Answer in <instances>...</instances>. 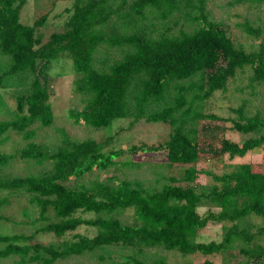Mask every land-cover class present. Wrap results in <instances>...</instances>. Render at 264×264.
Masks as SVG:
<instances>
[{"label":"trees","instance_id":"trees-1","mask_svg":"<svg viewBox=\"0 0 264 264\" xmlns=\"http://www.w3.org/2000/svg\"><path fill=\"white\" fill-rule=\"evenodd\" d=\"M25 1L0 0V52L9 59L8 68L0 74V86L5 75L28 73L32 76L26 90L16 97L13 118L0 121V143L7 140L5 134L9 131L21 133L28 141L19 149L18 157L36 164L49 161L51 168L41 174L0 177V191L28 193L29 203L37 209V220H48L50 210L54 219L28 235L0 233V259L15 255L19 258L18 264H54L58 259L119 243L211 255L229 250L239 242V252L247 259L245 264H264V245L254 242L257 235L264 236V227L259 226L254 232L235 223L250 215L264 218V171L257 170L252 163L238 164L220 175L204 170L203 173L211 176L215 183L207 192L178 184L192 182L197 177L198 171L194 167L186 168L181 177H171L169 183L152 191L125 179L114 185L97 182L89 188L72 187L66 184L70 177H80L94 167L106 169L117 164L116 158L124 150L101 151L97 140L74 141L63 129L59 131L60 144L52 152L30 140L36 132L31 125L48 126L53 122L45 70L54 59L67 56L73 61L75 72L80 74L74 81L76 91L87 95L81 109L68 112L75 124L82 121L98 128L128 116L132 117L131 124L141 119L170 123L173 130L161 147L166 149L171 163H195L206 152L214 157L244 156L254 148L264 147V135L249 137L241 143L222 138L217 146L205 149L198 142L197 129L184 128L188 122L185 116L196 101L208 99L217 90L225 91L228 80L245 65L252 70L250 81L264 85V42L253 51L236 47L222 26L207 19L204 0H199V14L188 16L201 22L197 28L155 38L141 32L106 36L98 27L116 15L127 20L133 19V15L142 18L148 6L156 10L157 17L166 19L181 11L183 0H131L129 3L119 0L115 7L112 6L114 0H73L72 6L65 9L70 15L64 28L52 32L48 40L42 42L36 35V28L44 24L47 15L36 18L32 25L23 24L19 16ZM125 6H128L127 12ZM248 31L260 34L259 30L250 28ZM101 43L130 48L107 70H97L93 66V56ZM184 80L190 81L187 85L178 83ZM172 82L177 83L176 94L168 100ZM132 88L133 93L129 96ZM160 101L163 102L160 107L150 108L151 103ZM0 104H3L1 97ZM195 117L218 119L215 114L197 113L191 116L193 123ZM261 125L264 126V122L253 116L234 121L232 128L247 133ZM112 138L108 136L105 143ZM159 148L141 144L132 145L128 150L136 153ZM15 156L0 151V166ZM120 163L129 165L127 161ZM203 199L213 203L217 210L200 214L197 207ZM9 203L8 195H0V221L6 219L1 209ZM127 208L133 209L136 223L123 224L111 215ZM77 212L96 215L84 218ZM219 222L233 223L224 226L220 241L196 240L200 229L208 223ZM81 225L95 227L96 233L92 236L75 233L71 239L59 244L33 240L39 232L62 237ZM131 261L133 264H169L163 259L149 262L131 257ZM196 264L225 263L205 259Z\"/></svg>","mask_w":264,"mask_h":264},{"label":"rangeland","instance_id":"rangeland-1","mask_svg":"<svg viewBox=\"0 0 264 264\" xmlns=\"http://www.w3.org/2000/svg\"><path fill=\"white\" fill-rule=\"evenodd\" d=\"M183 0L180 12H175L166 19L157 17L156 10L148 6L145 8L144 17L133 15V19L113 16L106 24L99 26V30L106 36L114 34L144 33L151 38L160 35H177L180 31H192L201 22L191 20L188 16L199 14V0ZM119 0H114L112 6H116ZM131 0H128V3ZM73 0H26L20 9V22L32 25L34 20L43 14L47 18L43 25L36 28V35L40 40L47 41L49 35L55 31H61L70 13L66 8H70ZM128 6L124 11L127 12ZM204 12L207 19L218 23L225 30L234 45L246 51L257 50L260 43L264 42V2L254 3L249 1L237 0H204ZM259 30L260 34L255 35L248 29ZM130 47L110 46L101 43L93 56V66L97 70H107L113 61L119 60ZM9 65L7 56L0 52V74ZM252 73L249 65L237 69L235 75L227 82L225 91H215L208 99L196 101L191 107L185 119L188 121L184 128L197 129L198 142L205 149L217 146L222 138H228L233 142L241 143L249 137H259L264 135V126L261 125L257 130L251 132H240L232 128L234 121H244L247 117L258 116L264 122V85L251 82L249 77ZM47 77L48 90L50 93L49 101L53 110V122L48 126H40L38 123L31 125L36 128L35 135L30 139L43 146L47 151H54L60 144V130L63 129L74 141L92 138L100 143L101 151H110L122 148L123 154L116 158L117 164L106 169H97L84 173L80 177H70L66 182L68 186L91 187L97 182L114 185L120 180L138 182L149 191L158 189L164 183H169L171 177L179 178L186 168L194 167L197 177L192 182H179L180 185H190L198 192H207L215 184L211 176L203 173L204 170L214 174H222L234 169L241 163H252L257 170L264 171V147L254 148L244 156L233 158L228 155L214 157L206 152L201 155L195 163H171L167 158V151L161 147L168 139L173 130L170 123L147 122L141 119L131 124L132 117H121L112 120L103 127H93L80 121L75 124L68 116L71 110H78L85 104L87 95L76 91L74 81L80 77L73 67V61L67 56H60L51 61L45 70ZM32 76L28 73L17 75H5L1 81L0 97L3 104H0V121L11 119L15 115L16 97L24 92ZM197 80V77L194 78ZM190 80L179 81V84L187 85ZM176 84L172 82L168 90L167 99L173 98L176 94ZM133 93V88L129 96ZM190 95H188V100ZM159 103H151L152 110L160 107ZM202 114H215L218 119L197 118L194 123L191 116ZM192 122V123H191ZM129 127V129L127 128ZM7 140L0 143V151L14 153L8 163L0 166V177L26 176L31 174H41L51 168L49 161L36 164L30 159L18 157V151L28 140L22 138L21 133L9 131ZM108 136H113L112 140L105 143ZM146 144L150 146H160L158 150L130 152L128 149L132 145ZM129 162L124 166L120 162ZM8 195L10 203L3 206L1 213L6 219L0 221L1 234H30L34 229L44 225L54 219L52 211H48V220H37V209L29 203L28 193L24 191L8 192L0 191V195ZM208 210H217L215 205L209 200L203 199L197 211L200 214ZM84 218L94 217L92 212H77ZM123 224H134L136 219L132 208L117 210L111 213ZM239 226L248 227L251 231H256L257 227H264V218L250 215L240 221L235 222ZM231 222L208 223L206 227L198 231L197 241H220L224 226H229ZM80 233L92 236L96 233V228L81 225L71 232H67L62 237H56L50 232H39L34 236V241L44 244H59L63 240H69L73 234ZM255 243L264 245V236L257 235ZM2 247V244H0ZM241 243L236 242L229 250L222 253L203 255L200 253L183 254L177 250H167L162 246L126 245L112 244L104 245L93 251L85 252L80 255H72L63 259H58L54 264H133L131 257L140 258L149 262L163 259L169 264H196L205 259L215 263L225 264H245L246 257L239 252ZM18 257L10 255L0 259V264H18ZM38 264V263H31Z\"/></svg>","mask_w":264,"mask_h":264}]
</instances>
